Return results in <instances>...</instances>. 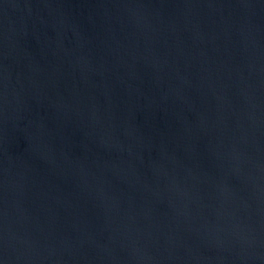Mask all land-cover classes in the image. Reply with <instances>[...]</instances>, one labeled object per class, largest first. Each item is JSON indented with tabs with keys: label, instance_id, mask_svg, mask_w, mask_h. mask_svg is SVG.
Returning <instances> with one entry per match:
<instances>
[{
	"label": "water",
	"instance_id": "obj_1",
	"mask_svg": "<svg viewBox=\"0 0 264 264\" xmlns=\"http://www.w3.org/2000/svg\"><path fill=\"white\" fill-rule=\"evenodd\" d=\"M0 264H264V0H0Z\"/></svg>",
	"mask_w": 264,
	"mask_h": 264
}]
</instances>
